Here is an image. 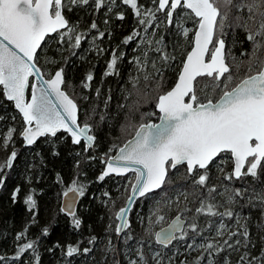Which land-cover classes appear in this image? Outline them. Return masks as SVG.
<instances>
[{"label": "trees", "instance_id": "trees-1", "mask_svg": "<svg viewBox=\"0 0 264 264\" xmlns=\"http://www.w3.org/2000/svg\"><path fill=\"white\" fill-rule=\"evenodd\" d=\"M138 6L142 13L139 18L123 0H115V3L105 0L100 9H96L95 0H89L88 5L65 7L68 27L74 31L68 33L64 29L49 36L37 54V62L47 76L57 68L64 69V88L79 105L80 123L91 126L95 136L93 147L87 149L84 142L72 143L66 132H60L55 137L47 135L33 145L25 146L21 136L24 120L13 102L6 99L0 86V166L6 164L13 151L16 152L11 167L0 170V178L4 179L0 193V257L3 258L0 264H37V257L39 264H114V261L128 264L129 258L137 259L135 249L140 246L138 241H143L144 251L149 257L152 247L160 249L165 256V264H168L169 257L172 264H180L181 261L197 264L201 255L205 259L200 260L199 264H205L209 259L216 264H224V261L241 264L240 257L245 253L250 254L248 259L261 256L264 249V231H261L264 206L259 201H254L253 206V203H248L247 197H236L233 203H228L227 197L231 190L239 188L249 189V194L252 189L260 191L264 186L261 183L264 176L260 181L251 176L240 180L234 177L225 179L233 167L230 153H221L218 157H229V163L223 162L226 167L222 175L214 171V162L209 166V180L203 188L194 184L186 165L169 168L164 186L139 199L132 208L130 228L125 232L133 239L126 241L125 233L117 236L115 232L118 224L116 213L124 207L134 177L127 185L125 182L129 175H110L100 181L98 177L104 170V161L134 135L137 124L139 127L146 120L158 119L159 114L155 109L157 97L173 87L182 61L192 47V33L186 38L177 22L183 27H196L193 15L186 14L190 10L178 8L170 25L167 10L155 11L158 4H154L153 0H138ZM148 9L155 13V19L151 20L150 25H140L138 20L145 18ZM120 15L124 16L123 20L118 18ZM93 22L97 25L96 29L91 28ZM227 24L228 27L225 26L223 30L226 52L235 58L230 65H238L232 68L235 76L229 85L231 88L247 74L251 43L246 39L244 30L235 27L231 17ZM145 28L147 31H144ZM133 31L139 35L125 44L124 40ZM60 33L65 35L61 37ZM100 33H104L103 37ZM76 35L82 38L80 45L73 47ZM113 54L118 58L117 63L113 73L105 76ZM165 54L175 59L165 63L162 59ZM260 55L264 56V51ZM157 68L163 73L162 77ZM89 73L93 75L90 82L86 81ZM146 76L149 77L147 80ZM197 80L199 102L219 98L221 89L215 88L210 78L199 77ZM86 82L89 84L87 88L84 87ZM151 109L156 111L153 116H149ZM11 125L17 130L10 144L4 148L3 134ZM73 181L84 189L75 212L81 220L79 228L74 226L72 216L61 210L62 196L73 186ZM210 187L215 189L211 196L208 195ZM17 188L20 192L13 201L12 193ZM29 193L36 202L33 209L24 202ZM202 198L216 204V211L232 210L234 216L228 218L196 213L195 209L200 206ZM178 213L188 222L196 223L199 234L188 230L189 235L185 240L175 241L162 249L155 243L153 229L166 224ZM149 214H152V229L146 228L140 221L141 217ZM158 215L165 217L164 223L155 222ZM221 219L229 228L222 235L213 237V229ZM241 225H247V240L239 235L244 230ZM44 229L48 230L47 235ZM229 232H236L237 235L229 239ZM21 233L24 235L18 240L17 236ZM93 237L95 242L89 243ZM225 240L235 247L224 245ZM237 240L241 241L239 245H236ZM198 241L213 243L222 247L223 251H213L211 255L204 249L189 251L187 243ZM29 242H33V249L26 250L16 258L18 249ZM69 245L78 248L72 257L66 255ZM85 248H90L91 252L85 253Z\"/></svg>", "mask_w": 264, "mask_h": 264}, {"label": "snow or ice", "instance_id": "snow-or-ice-1", "mask_svg": "<svg viewBox=\"0 0 264 264\" xmlns=\"http://www.w3.org/2000/svg\"><path fill=\"white\" fill-rule=\"evenodd\" d=\"M111 2L115 3V0ZM104 3L105 0H95L96 9H100ZM123 3L129 5L138 18L141 17L138 0H123ZM153 3L158 4L155 9L157 12L167 9L166 15L170 25L173 23V14L178 8L190 10V13L186 14L193 15L196 26L192 48L182 61L175 86L157 97L156 107L161 113L159 117L161 122L141 123L134 138L119 148L118 155L104 161L106 169L98 179L103 181L112 173L123 174L133 171L136 174V183L132 186L133 192L143 197L163 186L169 168L175 169L178 165H186L187 173L193 177L194 184L203 188L209 180V166L221 153H230L234 168L225 179L235 177L240 180L245 176H251L260 181L264 176V56L260 55L264 51V0H183V2L153 0ZM88 4L89 0H67V3H64V0H0V85H3L6 99L14 101L15 107L23 116L26 127L21 132V136L28 145H32L38 137L46 135L55 137L61 130L71 135L74 144L81 143L83 138L90 148L95 140V137L89 134L91 132L89 124L85 123L83 126L78 124L77 104L61 90V85L65 82L63 69L56 71L52 79L43 81L39 88L33 84L31 99L25 101V89L29 86V77L38 76L40 71L36 68L34 60L41 42L48 34L57 33L61 29H67L68 33L74 31L68 27L62 9L70 5ZM230 17L235 27L244 30L246 39L251 43L247 74L231 88L229 85L233 81L232 68L238 65H230L226 62L225 40L222 38L225 22ZM118 18L123 20L124 16L120 15ZM152 19H155V13L148 9L145 18L139 19L138 23L150 25ZM177 24L187 38L189 29L183 28L179 22ZM91 28H97L95 22L91 24ZM144 31H147V28ZM60 34L61 37L65 35V33ZM99 35L103 37L104 33ZM137 35L139 33L133 31L124 43L127 44ZM81 38V35L74 37L73 47L80 45ZM117 59L113 54L107 64L105 76L113 73ZM162 59L167 63L175 57L165 54ZM155 67L153 63V68ZM156 71L161 77L163 76L160 69L157 68ZM198 77L210 78L215 88L221 89V95L215 103L210 98L207 103L199 102L196 95ZM148 78L145 77L146 80ZM92 80L93 75L89 73L86 81ZM157 86L159 87V82ZM84 87H89V84L86 82ZM186 97L188 102H185ZM103 119L104 117L101 116V120ZM14 131L15 129H9L4 139L5 146L11 140ZM15 157L16 152L13 151L6 164L0 166V170L3 167H11ZM245 165H247L246 170ZM57 179H60L59 176ZM261 183L264 185V181ZM3 184L4 179L0 178V186ZM19 192V188L14 190L13 201L17 199ZM69 192L84 195L83 187L77 185L76 181H73V186L64 195L67 196ZM213 192H215L214 188H208L209 196ZM236 197H247L248 203L259 201L260 205L264 206V186L260 191L252 189L251 194L247 188L231 190L227 202L233 203ZM131 200L132 197H129V201ZM24 202L30 209L36 206L31 193L25 196ZM216 208V204L202 198L195 212L228 218L234 216L232 210L218 212ZM71 209L72 205L66 204L61 210L67 211L73 218L74 226L79 228L81 220ZM128 211L129 209L124 207L116 213V219L121 223L117 224L115 232L117 236L125 233L126 241L133 239L125 232V229L130 228L126 218ZM164 219L163 215H158L155 222L160 223ZM225 227L220 224L217 229L218 236L223 234ZM241 227L244 230L239 235L247 240L249 238L247 225ZM197 229L198 225L194 222H188L185 227L182 215H177L166 228L162 227L154 233V240L162 249L168 248L174 241L185 240L189 235L188 230L199 234ZM261 231H264V226H261ZM47 232L48 230L44 229L45 235ZM23 235L24 233H21L17 239H21ZM228 235L231 239L237 233L229 232ZM94 242L95 237L89 241V243ZM137 243L140 245L135 249L137 259L129 258L128 264H165L162 251H154L149 257L144 251L143 241ZM240 243V240L236 241V245ZM224 245L235 247L229 244L228 240L224 241ZM33 246V242L23 244L18 249L16 258L26 250L33 249ZM187 247L193 248L194 244H189ZM199 248L207 251L209 255L213 251L216 253L223 251L222 247H217L213 243L201 244ZM83 251L89 253L91 249L85 248ZM77 252V247L69 245L66 248L68 257H72ZM249 255L245 253L240 257L241 264H264V249L260 257L252 256L248 259ZM36 259L39 264V258ZM203 259H205L203 255L198 257L197 264ZM114 264H119V261H114ZM168 264H172L171 257L168 258ZM180 264L185 262L181 261ZM209 264L216 262L210 260ZM224 264L229 262L224 261Z\"/></svg>", "mask_w": 264, "mask_h": 264}, {"label": "water", "instance_id": "water-1", "mask_svg": "<svg viewBox=\"0 0 264 264\" xmlns=\"http://www.w3.org/2000/svg\"><path fill=\"white\" fill-rule=\"evenodd\" d=\"M182 2H183V0H182ZM165 10H167V9H165ZM165 10H163V11H165ZM62 14L64 15V17L66 18V20L68 21V26H69V20H68V18L66 17V15H65V12H64V8L62 9ZM173 16H174V14H173ZM61 30H64V29H61ZM61 30H59V31H61ZM58 31V32H59ZM55 33H50V34H48L46 37H45V39L41 42V47L39 48V49H37V53H36V57H35V60H34V63H35V65H36V68H38L40 71H39V74H38V76L37 75H33V76H30L29 77V86H28V88H26L25 89V101L27 102V101H30V99H31V94H32V85L33 84H35L36 86H37V88H39L40 87V85L43 83V81H47V80H50V79H52L53 77H54V75H55V72L56 71H58V70H60V69H63V68H58V69H56L49 77L45 74V72L43 71V69L41 68V66L38 64V62H37V54H38V52H39V50L42 48V46L45 44V42H46V40H47V38L49 37V36H53ZM9 47H11V45H9ZM192 48V47H191ZM13 50H15V49H13ZM189 51H191V49L189 50ZM225 54H226V48H225ZM227 62V61H226ZM181 70V69H180ZM63 72H64V69H63ZM199 78V77H198ZM197 78V79H198ZM64 81H65V72H64ZM176 82H177V80H176ZM175 82V83H176ZM64 84H65V82H64ZM64 84L63 85H61V90L62 91H64L68 96H69V98L70 99H72L76 104H77V107H78V113H77V115H78V124L80 125V126H83L81 123H80V119H79V117H80V108H79V105H78V103L73 99V97L65 90V88H64ZM0 86H2V88H3V85H0ZM175 86V84L173 85V87ZM172 87V88H173ZM171 88V89H172ZM170 89V90H171ZM3 91H4V89H3ZM169 91V90H168ZM166 93V92H165ZM53 99H54V97H53ZM219 99V98H218ZM217 99V100H218ZM217 100H215V101H213L214 103L217 101ZM13 102V104H14V106H15V103H14V101H12ZM158 102V101H157ZM185 102H188V98L186 97L185 98ZM203 103H207V101L206 102H203ZM195 106V105H194ZM16 108V107H15ZM17 109V108H16ZM156 109H157V111L159 112V110H158V108L156 107ZM17 111L19 112V110L17 109ZM20 113V112H19ZM20 115L22 116V114L20 113ZM160 115H161V113L159 112V117H160ZM158 117V119L157 120H151V121H147V122H144V123H151V124H159L161 121H160V118ZM22 118H23V116H22ZM25 123V122H24ZM34 126V125H33ZM25 127H26V125H25ZM138 129V128H137ZM60 132H66V131H63V130H61V131H58L57 132V134L58 133H60ZM67 133V132H66ZM67 134H69V133H67ZM89 134H91V135H93L92 134V132H90ZM70 135V134H69ZM47 136V135H46ZM94 136V135H93ZM134 136H135V133H134V135L131 137V138H129L127 141H125V143L121 146V147H123L129 140H132L133 138H134ZM42 137H45V136H42ZM42 137H38L37 139H36V141L34 142V143H36L37 141H38V139H40V138H42ZM70 137H71V135H70ZM95 137V136H94ZM71 139H72V137H71ZM81 142H84L85 143V146H86V148L87 149H89V147H88V145H87V143L83 140V138L81 139ZM33 143V144H34ZM94 143H95V140H94V142H93V144H92V146L91 147H93V145H94ZM32 144V145H33ZM24 145L25 146H31V145H28L27 143H26V141L24 140ZM90 147V148H91ZM118 152H119V149L112 155V156H110L108 159H111V158H113V157H115L116 155H118ZM219 157V156H218ZM217 157V158H218ZM216 158V159H217ZM107 159V160H108ZM215 159V160H216ZM232 160H233V158H232ZM178 166H180V165H178ZM177 166V167H178ZM167 167V166H166ZM233 168H234V162H233ZM245 168H246V165H245ZM106 169V164H105V167H104V170ZM171 169V168H170ZM103 170V171H104ZM233 171V170H232ZM131 173H134V175H135V178H134V181H133V183H132V185H131V187H130V192H129V196L127 197V199H126V203H125V205H124V207H127L128 209H129V211H128V214H127V220H128V222L130 223V213H131V210H132V208L134 207V205H135V203L139 200V199H141L142 197H140L139 196V194L138 193H134L133 192V189H132V186L136 183V174H135V172H133V171H128V172H126V173H123V174H115V173H112V174H110V175H117V176H125V175H128V174H131ZM109 175V176H110ZM168 175H169V169H168V172H167V176H166V178H165V181H166V179H167V177H168ZM235 178V177H234ZM236 179V178H235ZM165 184V183H164ZM164 184H163V186H164ZM162 186V187H163ZM2 187L3 186H0V193H1V190H2ZM161 187V188H162ZM161 188H158V189H155L154 191H152V192H150V193H153V192H155V191H158V190H160ZM68 191V190H67ZM66 191V192H67ZM149 194V193H148ZM147 195V194H146ZM145 195V196H146ZM129 197H132V200L131 201H129ZM144 197V196H143ZM80 198H81V196L78 194V193H72V192H69L68 193V195L67 196H65L64 194H63V196H62V199H61V207L62 208H65V206H66V204H71L72 205V211H74V212H76V210H77V207H78V205H79V202H80ZM124 207H122V208H124ZM64 212H66L67 214H68V212L67 211H64ZM177 215H182L181 213H178V214H176L174 217H172L171 218V220L168 222V223H170ZM182 219H184V221H185V227L187 226V223H188V220H187V218L186 217H184L183 215H182ZM118 223H121V221H118ZM168 223L166 224V225H164V226H162V227H164V228H166L167 227V225H168ZM162 227H160V228H162ZM160 228H158L157 229V231H159L160 230ZM128 229V228H127ZM127 229H125V231L127 230ZM123 233H121V235H122ZM175 242V241H174ZM173 242V243H174Z\"/></svg>", "mask_w": 264, "mask_h": 264}, {"label": "rangeland", "instance_id": "rangeland-1", "mask_svg": "<svg viewBox=\"0 0 264 264\" xmlns=\"http://www.w3.org/2000/svg\"><path fill=\"white\" fill-rule=\"evenodd\" d=\"M227 22H228V20L225 22V25L227 26L228 24H227ZM228 27V26H227ZM183 28H185V29H189V35H191V33H192V41H193V34H194V31H195V27L194 26H184ZM182 32H183V30H182ZM224 32V31H223ZM188 35V36H189ZM222 38H224V36H222ZM233 56L231 55H228L227 54V52H226V61L229 63V64H232L233 63ZM58 69V68H57ZM56 70V69H55ZM232 72H233V70H232ZM227 75V74H226ZM50 76V75H49ZM234 76H235V73L233 72V79H234ZM223 79V78H222ZM233 82V81H232ZM155 104H157V102L155 103ZM155 109H156V106H155ZM155 109L153 110V109H151L150 111H149V116H153V115H155V113H156V111H157V109H156V111H155ZM157 114H159V112L157 111ZM148 116V117H149ZM159 117V116H158ZM142 121H144V120H142ZM144 122H147V120L146 121H144ZM143 122V123H144ZM137 128H138V124H137ZM136 128V129H137ZM9 129H15V131L13 132V135H14V133L16 132V127L14 126V125H11L6 131H5V133L3 134L4 136H3V143H4V139L6 138V136H7V133H8V131H9ZM13 135H12V138H13ZM12 138H11V140H12ZM11 140L8 142V144H7V146L10 144V142H11ZM6 146H5V144H4V148H5ZM231 160H232V158H231ZM225 161H227V163H229V157H223V158H218V159H216L215 161H214V163L212 164V167H213V169H214V171L218 174V175H222L223 173H224V170H225V164H223V162H225ZM233 161V160H232ZM233 163V162H232ZM247 167V166H246ZM232 170H233V167H232ZM245 170H246V168H245ZM232 172V171H231ZM133 178V175H129L128 176V178H127V180H126V182H125V184L127 185L130 181H131V179ZM167 180V179H166ZM166 182V181H165ZM183 193V192H182ZM185 193V192H184ZM180 205H182V202H181V204ZM152 214H149V215H146L145 217H141V219H140V221L141 222H143V224L145 225V227L146 228H151L152 229V227L154 226V224H153V220H152ZM171 220V219H170ZM169 219H168V222L170 221ZM163 223L165 222V220L164 221H162ZM167 222V223H168ZM166 223V224H167ZM166 224H163L162 226H164V225H166ZM220 224H223V225H225L226 227L224 228V230L223 231H227L228 230V228H229V226L225 223V220L224 219H221L219 222H218V225L215 227V229H213V232H212V236L213 237H217L218 235H217V229L219 228V226H220ZM161 226V227H162ZM160 228V227H159ZM154 231H153V234L155 233V231L157 230V229H153ZM121 235V234H120ZM189 244H194V247L193 248H188V250L189 251H200V250H203L202 248H199V245H201V244H204V242L203 241H198V242H196V243H187V245H189ZM186 245V246H187ZM154 251H161L160 249H158V248H156V247H152L151 249H150V255L152 254V252H154ZM213 261L212 259H209L208 261H206L205 262V264H209V261Z\"/></svg>", "mask_w": 264, "mask_h": 264}, {"label": "bare ground", "instance_id": "bare-ground-1", "mask_svg": "<svg viewBox=\"0 0 264 264\" xmlns=\"http://www.w3.org/2000/svg\"><path fill=\"white\" fill-rule=\"evenodd\" d=\"M17 126V125H16ZM16 130H17V128H16Z\"/></svg>", "mask_w": 264, "mask_h": 264}]
</instances>
